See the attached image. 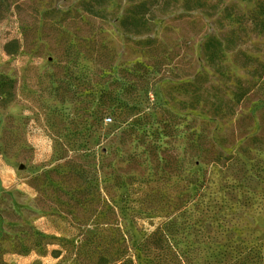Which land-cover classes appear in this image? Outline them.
I'll use <instances>...</instances> for the list:
<instances>
[{"label":"rangeland","instance_id":"1","mask_svg":"<svg viewBox=\"0 0 264 264\" xmlns=\"http://www.w3.org/2000/svg\"><path fill=\"white\" fill-rule=\"evenodd\" d=\"M124 258L264 264V0H0V264Z\"/></svg>","mask_w":264,"mask_h":264},{"label":"trees","instance_id":"2","mask_svg":"<svg viewBox=\"0 0 264 264\" xmlns=\"http://www.w3.org/2000/svg\"><path fill=\"white\" fill-rule=\"evenodd\" d=\"M105 262L107 261V259H108V253L107 254H105V255H103L102 257H101ZM126 258H124L123 259V264H126V262L127 261H124ZM118 261V260H117ZM122 261V260H121ZM121 261H119V263H121ZM117 264V263H116Z\"/></svg>","mask_w":264,"mask_h":264}]
</instances>
